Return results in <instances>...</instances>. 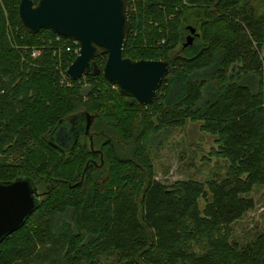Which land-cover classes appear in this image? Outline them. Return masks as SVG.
<instances>
[{
  "label": "trees",
  "instance_id": "1",
  "mask_svg": "<svg viewBox=\"0 0 264 264\" xmlns=\"http://www.w3.org/2000/svg\"><path fill=\"white\" fill-rule=\"evenodd\" d=\"M21 1L0 0V183L28 178L44 190L26 223L0 241V264H44L31 258L50 243L51 264H264V229L230 240L264 186L259 0H128L124 56L171 67L148 105L105 79L106 55L97 72L66 80L78 56L66 47L80 45L49 30L29 33ZM74 115L93 116L90 131L62 148L55 131ZM189 120L218 135L214 154L231 163L207 182L203 211L205 183L158 181L149 151ZM205 240L197 254L193 244Z\"/></svg>",
  "mask_w": 264,
  "mask_h": 264
},
{
  "label": "water",
  "instance_id": "2",
  "mask_svg": "<svg viewBox=\"0 0 264 264\" xmlns=\"http://www.w3.org/2000/svg\"><path fill=\"white\" fill-rule=\"evenodd\" d=\"M19 15L31 34L49 30L79 43V54L67 69L72 80L97 72L95 60L106 55L105 79L116 84L124 95L148 105L171 72L165 60H133L124 56L130 32L128 0H38V3L22 0ZM191 33L196 34L194 27ZM192 35L188 36L185 46L193 43ZM72 117H76V126L68 130L65 120L61 121L54 134L53 140L62 148L75 143L83 132L88 133L93 122L91 115L86 120L79 115ZM40 197L28 178L0 183V241L26 223Z\"/></svg>",
  "mask_w": 264,
  "mask_h": 264
},
{
  "label": "rangeland",
  "instance_id": "3",
  "mask_svg": "<svg viewBox=\"0 0 264 264\" xmlns=\"http://www.w3.org/2000/svg\"><path fill=\"white\" fill-rule=\"evenodd\" d=\"M258 8H260L259 12L264 13V0L258 1ZM192 36L195 37V35ZM42 48L36 47L34 49L41 52ZM258 82L259 78L256 79L255 83L258 84ZM116 87L118 86L116 85ZM203 124L202 121L189 120L185 126L163 132L162 135L152 141L149 147L158 181L168 186L184 180H197L205 183L208 197H203L199 201L202 211L208 201L212 200V193L207 182L214 178L224 177L227 174L228 166L231 164L227 158L214 154V151H218L220 148V144L217 142L219 137L204 131L202 129ZM43 190L41 187L39 193ZM252 196L256 201V206L244 218L231 226L230 240L234 239L240 242L251 240L256 232L264 229V186L255 187ZM68 217L65 216L64 218L68 219ZM207 246L208 242L205 240L202 244H193V250L197 254H202L206 252ZM53 247L52 243L41 247L39 257H32V262L51 264V260L56 257V254L52 253Z\"/></svg>",
  "mask_w": 264,
  "mask_h": 264
},
{
  "label": "built area",
  "instance_id": "4",
  "mask_svg": "<svg viewBox=\"0 0 264 264\" xmlns=\"http://www.w3.org/2000/svg\"><path fill=\"white\" fill-rule=\"evenodd\" d=\"M76 44H79L78 42H76V41H74ZM66 50L67 51H74L75 53H77V54H79V50H80V47L77 49V48H75V47H73V46H68V47H66ZM41 54V52L38 50V49H34L33 50V56H38V55H40ZM67 78H69V79H71L69 76H68V74H67V76H66V80H67ZM65 80V81H66ZM68 84H70V83H68Z\"/></svg>",
  "mask_w": 264,
  "mask_h": 264
},
{
  "label": "flooded vegetation",
  "instance_id": "5",
  "mask_svg": "<svg viewBox=\"0 0 264 264\" xmlns=\"http://www.w3.org/2000/svg\"><path fill=\"white\" fill-rule=\"evenodd\" d=\"M75 118H76V117H72V118L70 117V118H68L67 120H65L64 125H65V126H69V127H68V130H71V129L73 128L72 126H76V124H77L76 122H77V121L75 120ZM81 130H82V126H81ZM82 131H83V130H82ZM69 132H70V131H69ZM66 135H67V134H66ZM66 137H67V136H66ZM66 137H64V139H65ZM69 138L72 139V136H71V137L69 136L68 139H69ZM79 138H80V137H79ZM79 138H78V139H79ZM67 141H68V140H67ZM69 141H72V140H69ZM69 141H68V142H69Z\"/></svg>",
  "mask_w": 264,
  "mask_h": 264
}]
</instances>
